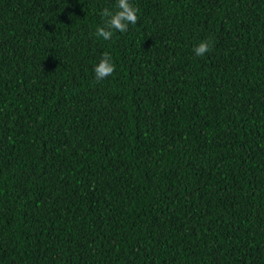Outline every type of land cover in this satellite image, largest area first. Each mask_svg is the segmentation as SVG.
<instances>
[{"label": "trees", "instance_id": "16d2710c", "mask_svg": "<svg viewBox=\"0 0 264 264\" xmlns=\"http://www.w3.org/2000/svg\"><path fill=\"white\" fill-rule=\"evenodd\" d=\"M115 2L0 0V264H264V0Z\"/></svg>", "mask_w": 264, "mask_h": 264}, {"label": "clouds", "instance_id": "9594fccd", "mask_svg": "<svg viewBox=\"0 0 264 264\" xmlns=\"http://www.w3.org/2000/svg\"><path fill=\"white\" fill-rule=\"evenodd\" d=\"M138 9L130 2V0H116L114 10L104 8L101 16L104 22L95 29L94 35L102 38L104 41L112 39L114 33H124L128 31L129 25H136L138 22ZM211 50L209 41H202L193 48V52L197 57H203ZM116 67L112 62L109 53L102 54V58L94 66V78L96 82L103 81L113 75Z\"/></svg>", "mask_w": 264, "mask_h": 264}]
</instances>
